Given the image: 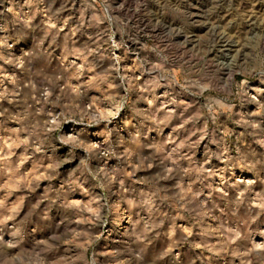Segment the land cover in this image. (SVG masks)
Masks as SVG:
<instances>
[{"label": "rangeland", "instance_id": "obj_1", "mask_svg": "<svg viewBox=\"0 0 264 264\" xmlns=\"http://www.w3.org/2000/svg\"><path fill=\"white\" fill-rule=\"evenodd\" d=\"M0 264H264V0H0Z\"/></svg>", "mask_w": 264, "mask_h": 264}]
</instances>
